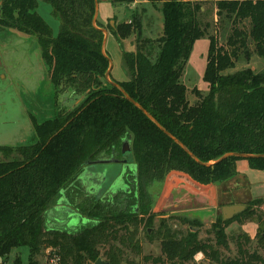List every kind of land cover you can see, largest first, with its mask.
Listing matches in <instances>:
<instances>
[{"label": "trees", "instance_id": "1", "mask_svg": "<svg viewBox=\"0 0 264 264\" xmlns=\"http://www.w3.org/2000/svg\"><path fill=\"white\" fill-rule=\"evenodd\" d=\"M38 1L50 7L58 23L56 35L38 15ZM134 1L109 0L127 7ZM201 3L162 1L157 7L162 17L157 39L143 37L144 9L140 15L134 12L129 22L106 30L119 44L134 37L132 51L122 53L128 80L121 83L105 77L110 61L101 52L103 27L98 22L92 25L94 0H4L0 4V31L12 30L36 40L56 107L55 116L41 123L30 116L32 143L0 147L4 158L0 161V259L13 250L27 249L29 264H37L33 257L54 249L61 264H95L97 259L107 264H141L126 258L125 251L149 264H186L198 253L213 264H264L263 200L251 201L241 214L222 221L227 227L239 217L250 220L256 215L257 224L255 252L244 248L250 243L247 236H237L232 239L236 257L226 262L219 260L211 245L197 240L191 228L177 239L168 220H159L149 236L159 243L160 257L142 256L137 240L144 224L138 216L146 211L139 206L141 191L167 174H184L202 186L222 185L237 175L236 164L242 160L219 161L226 154L260 156L246 161L250 169L264 171V69L228 73L241 58L249 62L255 55L264 60V0H215L213 35H207L210 23L202 25L199 20ZM222 31H226L223 44L218 38ZM204 36L209 39L203 74L207 92L194 89L198 101L190 105L181 77L194 43ZM64 93L69 97L59 101ZM125 141L136 166L139 213L121 197L95 200L74 184L71 203L91 224L71 233L48 229L46 214L60 191L75 181L85 163L118 159ZM225 241L220 231L215 244L226 248Z\"/></svg>", "mask_w": 264, "mask_h": 264}, {"label": "rangeland", "instance_id": "2", "mask_svg": "<svg viewBox=\"0 0 264 264\" xmlns=\"http://www.w3.org/2000/svg\"><path fill=\"white\" fill-rule=\"evenodd\" d=\"M162 1L164 0H146L143 4H139L134 11L130 10L128 12L127 6L114 5L110 3L109 0H100L97 22L103 29L108 30L123 21H130L134 12L140 15L141 10L144 9L145 14L142 15L141 20L143 37L157 39L161 35L160 26L162 24V17L159 11H157V7L160 6ZM200 1L203 2L201 3L203 9L199 16V20L202 25L207 22L210 23L211 26L207 31V35H213V5L215 0ZM124 7L127 12L125 9L123 10ZM218 38L219 42L223 44L226 38V31L219 32ZM133 39L134 37L127 39L131 45ZM208 46L209 39L207 36H204L194 43L189 60L181 77V83L187 89V100L190 105H194L198 101V98L193 92L194 89L199 90L201 94L207 92V85L203 81V74L206 66ZM105 51L110 61L113 62V65L114 63H119L113 67V72L111 73L112 78H116L115 76L118 71L115 68L120 67L123 51H132V49L129 48L128 45L121 46L109 32ZM247 63L248 62H245L244 59L241 58L235 63L232 72L247 68L254 73H259L264 69V60L255 55L251 57L248 65ZM68 97L69 93H64L59 97V101H63ZM72 103L73 102H69V106H71ZM55 112L54 90L43 70L36 40L29 37V39L23 43L10 35L8 31H0V147H17L32 143L33 127L30 116L38 123H41L53 118ZM0 161H4L1 155ZM181 175L187 177L184 174ZM176 184L179 185L180 182L177 183L175 178H173V181H168L164 184L163 182L158 183L157 181L141 191L142 196L139 201V206L142 208L146 207V211L143 214L140 213L138 216L144 220L143 226L137 232V240L140 244L142 256H149L152 258L161 256L159 243L149 239V236L152 234L153 230L157 229L159 220H168V227L171 229V232L177 234V239L181 236H186L189 228H195L196 232H194V237L199 241L211 245L214 250L219 253L220 261L226 262L227 260L235 259L236 247L232 239H236L237 236L248 235L241 231H227V227L221 225L222 216L220 212L217 214V219H215L212 224L201 225L184 216L166 217L163 210H155V204L159 196L162 195L167 201L172 199ZM252 210L257 214L256 207H253ZM255 217L250 220L242 217L236 219L238 224L246 225V230L250 233V237L248 236L250 243L248 245H243L250 253L255 252L257 249V224ZM149 220H151V222H149ZM183 220L186 222H183ZM252 225L256 226L255 230H252ZM220 231L225 237V242L227 244L226 248L215 244L216 235L219 234ZM99 253V258H102L103 252L100 250ZM125 253L126 258L129 260H135V262L141 264H149L142 262L141 258H134L133 253L130 251H125ZM258 253L263 255L261 251H258ZM199 254L201 253L196 254L186 264H213L208 262L202 254V256L199 257ZM52 257L51 254H46L45 251H42L33 258L37 264H47ZM28 259V250L19 249L13 250L10 255L3 260H16L18 262L17 264H29Z\"/></svg>", "mask_w": 264, "mask_h": 264}, {"label": "crops", "instance_id": "3", "mask_svg": "<svg viewBox=\"0 0 264 264\" xmlns=\"http://www.w3.org/2000/svg\"><path fill=\"white\" fill-rule=\"evenodd\" d=\"M3 1L4 0H0V4ZM144 2H146V0H135L134 3L128 7L127 11L128 12L130 10L134 11L139 4H143ZM124 9L125 7L123 8V10ZM37 13L51 28L52 33L56 35L58 30V23L51 17L50 7L38 1ZM97 21H98V16H97ZM127 22L129 21L126 22L123 21L122 23H127ZM160 27L162 33V24ZM8 33L23 43H25L29 39L28 36L19 34L12 30L8 31ZM107 34H109L108 31ZM124 45H128L129 48L133 49L132 48L133 46L131 45L130 42H128V40H124L121 43V46ZM105 48H106V44H105ZM39 55L43 70L46 76L48 77V71L41 59L40 50H39ZM110 62H111V70L109 73V80L119 83L127 81L128 74L122 65V59L120 61V67L115 68L118 71L115 76L116 78H112L111 73L113 72V67L115 65H118L119 63L117 62L114 63L113 65V62L112 61ZM230 72L232 71H229L228 73ZM236 170H237V175L233 179L218 186L213 184L207 186L198 185L188 177L182 176L181 173L171 172L167 174L165 178H163V180H161L160 182L161 183L163 182L164 184L165 182L173 181V178H175L177 183L180 182V184L179 185L176 184L173 190L174 192L172 194L171 200L167 201L166 198L164 199L162 195L158 197V201L155 204V210L157 211L163 210L165 212L166 217L184 216L189 218L190 220L196 221L201 225H210L214 222L215 219H217V214L219 212L221 213V209L225 206L244 205L246 207V205L251 201L254 200L264 201V171H256L250 169L248 162L246 160L238 161L236 164ZM80 180L82 179H79L78 181ZM76 182L74 184L79 185ZM80 187L83 190V192L87 195L84 188L82 186ZM65 191L66 190H64V192ZM89 191L91 195L88 196L93 197L95 199V195L97 194V192H94L93 187L89 189ZM70 194H71V189L69 190L68 193L64 195L66 201H63L62 200L63 197L59 193L58 200L62 201L63 203L62 206L59 207L57 205L58 202L57 200L56 204L47 212L46 226L48 229L71 233L75 231L77 228L85 227L91 224V223H86V224L82 223L81 219L85 217L81 216L75 210L74 206L71 203ZM64 207L68 208L71 212L68 213L65 209H62ZM263 208L264 207H262V209ZM73 214H78L81 216L78 217L79 220L77 225L71 224V220L73 218L71 217V215ZM50 225L52 228L50 227ZM251 227L252 230L256 229L255 225H252ZM246 229H247L246 225H240L236 221H234L233 223L227 226V231H232V232L241 231L247 233V235L250 237V233ZM198 256L200 257L202 255L199 254Z\"/></svg>", "mask_w": 264, "mask_h": 264}, {"label": "water", "instance_id": "4", "mask_svg": "<svg viewBox=\"0 0 264 264\" xmlns=\"http://www.w3.org/2000/svg\"><path fill=\"white\" fill-rule=\"evenodd\" d=\"M99 1L100 0H94L95 3V14L92 20V25L96 26L97 22V16H98V10H99ZM113 24V22H112ZM104 33V40L101 45V52L105 55V44L107 39V31L103 30ZM111 70V62H110V68L107 71L105 77L108 80L109 73ZM114 86L123 94L124 98L129 101L132 105H134L138 110H140L161 132H163L166 136H168L176 145H178L193 161H195L197 164H201L190 151L187 150L186 147H184L179 141H177L174 137H172L170 134H168L144 109H142L137 103L133 102L125 93L124 91L117 85L114 84ZM121 157L123 158L122 161L118 160H103V161H94V162H87L84 164L81 172L76 177V180L83 179L84 177H96L99 179L98 186L95 187V192H97V196H101L104 191L108 188H113L115 186L114 181H116V177L118 176V173L120 170L124 171L126 168H130L133 171L136 170V166L132 163L131 159V151H130V144L129 142L125 141L122 144L121 149ZM260 156H248V155H241V154H226L224 155L219 161L229 159V158H237L242 160H247L249 158H258ZM264 158V156H261ZM114 182V183H113ZM64 190L60 191V194H62ZM62 201L58 200L57 205L59 207L62 206ZM59 209V208H58ZM62 209H65L68 213L71 212L68 208L64 207ZM245 210L244 205H231V206H225L221 209V216L222 221H230L235 216L241 214ZM72 220L71 224L77 225L78 224V217H81L78 214L71 215ZM75 217V218H74ZM83 224L91 223L88 219H81ZM192 232H196L195 228H191ZM95 264H107L101 259H97Z\"/></svg>", "mask_w": 264, "mask_h": 264}, {"label": "flooded vegetation", "instance_id": "5", "mask_svg": "<svg viewBox=\"0 0 264 264\" xmlns=\"http://www.w3.org/2000/svg\"><path fill=\"white\" fill-rule=\"evenodd\" d=\"M113 160L122 161L123 158L120 155L118 159H113ZM75 182L78 183L79 185L81 184L80 186L84 188L88 196L91 195L89 193L90 192L89 189H91L92 187L94 188V192H95V186H98L99 179L96 177L86 176L80 181L75 180L68 188L64 189L66 191L63 194H61L63 197L62 198L63 201H66L64 195L69 192V190L71 189V187H73ZM114 182L116 183L115 186H113V188L106 189L104 193L99 197L96 194L95 199L109 200L112 199L113 197H121L122 199L129 201L133 205L134 213L136 214L139 213V206H138L139 192H138V184L136 180V170L133 171L130 168H126L124 171L120 170L118 176L116 177V181Z\"/></svg>", "mask_w": 264, "mask_h": 264}, {"label": "built area", "instance_id": "6", "mask_svg": "<svg viewBox=\"0 0 264 264\" xmlns=\"http://www.w3.org/2000/svg\"><path fill=\"white\" fill-rule=\"evenodd\" d=\"M46 254H51L53 257L50 258L47 264H61V259L60 256L58 255L57 251L54 249H46L45 250ZM0 264H14V260H3L0 259Z\"/></svg>", "mask_w": 264, "mask_h": 264}]
</instances>
